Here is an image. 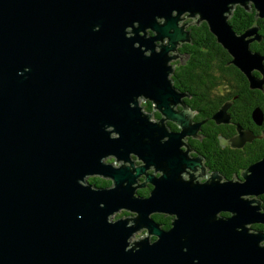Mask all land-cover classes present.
<instances>
[{
    "label": "water",
    "instance_id": "1",
    "mask_svg": "<svg viewBox=\"0 0 264 264\" xmlns=\"http://www.w3.org/2000/svg\"><path fill=\"white\" fill-rule=\"evenodd\" d=\"M237 4L264 18V0H0V264H264V230L251 227L264 225L262 200L250 197L264 194V158L244 180L207 175L185 141L201 123L170 77L177 47L191 42L180 22L198 16L263 88L254 71L264 74V56L251 49L259 27L233 28ZM141 98L165 118L151 120ZM253 138L239 127L229 143ZM142 173L149 197L137 194ZM94 176L113 183L93 186ZM122 209L135 217L111 219ZM161 213L174 217L169 228L153 218ZM142 228L159 238L131 244Z\"/></svg>",
    "mask_w": 264,
    "mask_h": 264
},
{
    "label": "trees",
    "instance_id": "2",
    "mask_svg": "<svg viewBox=\"0 0 264 264\" xmlns=\"http://www.w3.org/2000/svg\"><path fill=\"white\" fill-rule=\"evenodd\" d=\"M231 15L229 22L238 33H243L252 26L259 27L258 34L261 40L251 42V49L264 56V18L258 15L257 9L253 5L246 9L239 4L234 7ZM191 27L193 40L185 43L191 54L186 63L176 68L175 85L185 86L192 94L197 95L195 104L191 105L204 114L197 116V119L210 117L213 125L208 127L218 124L213 115L229 102L227 112L233 117L235 127L233 126L234 129L229 133L224 131V135L231 139L239 133V127L254 134L252 142L248 141L242 147H233L231 144L222 145L221 130H208L209 138L200 144V152L209 157V164L226 178L232 179L235 174L240 175L242 170L264 157V118L261 124L254 118L257 108L261 109L264 115V84L263 88L251 87L249 78L231 62L233 57L218 42L206 21ZM254 74L264 79L261 71L255 70ZM89 182L96 187H105L113 183L99 176L89 178ZM262 198L264 199V195ZM153 218L164 228L171 225L169 218L160 219L157 214H154ZM251 227L264 230L262 224Z\"/></svg>",
    "mask_w": 264,
    "mask_h": 264
},
{
    "label": "flooded vegetation",
    "instance_id": "3",
    "mask_svg": "<svg viewBox=\"0 0 264 264\" xmlns=\"http://www.w3.org/2000/svg\"><path fill=\"white\" fill-rule=\"evenodd\" d=\"M197 18H198V16H196ZM199 20V19H198ZM201 22V21H200ZM200 22H196L197 24H200ZM190 23V22H189ZM186 23L185 25H186V29L187 30H189L190 31V33H191V41L193 40V38H192V32H193V28L191 27V26H193V25H196V23L194 22V23ZM185 43H190V42H184V43H181L178 47H177V50L175 51V56L177 57V58H179L181 61H176L175 59H172L171 61H170V64H172L173 65V72H172V74H170V77H171V79H172V81H173V83H174V85H175V83H176V78H175V75H176V68L179 66V65H181V64H184V63H186V61L189 59V57H190V50H188L187 48H186V44ZM181 85V84H180ZM175 87L178 89V90H180L181 92H183L184 94H185V96L182 98V103L185 105H187V107H189L192 111H194L195 112V115H194V117H193V120L195 121V122H201V125H200V127H199V130H198V132L196 133V135H191V136H189V138H185V141H186V143L190 146V148L192 149V151H191V153L193 154V155H201V156H203V163H204V166L206 167V169H208V170H211L210 172H209V174H211L212 172H214V171H217V172H219L218 170H215L214 168H213V166L212 165H210L209 164V157H207L206 155H204L205 153H203V152H200V144H201V142L202 141H204L206 138H209V135L207 134V131L208 130H210V131H212V130H221L222 131V133H220V137H221V139H222V145L223 146H227V140L229 139V137H226L224 134L225 133H229V132H231V130L232 129H234V128H232L233 126L235 127V122H234V120H233V117H231L230 116V123H221V124H216V125H214V126H210V127H208L209 125H213V124H211V122H210V117H203V118H200V119H197V116H199V115H201V116H204V114H203V112H200L198 109H196L195 107H193L192 105H191V103L192 104H195L194 102H195V99L197 98V95H195V94H192L191 93V90L190 89H188L187 87H185V86H176L175 85ZM142 99H145V104H144V106H143V110H146V112H147V110H149V111H152L153 109L155 110V108H154V104L151 102V101H149L148 99H146V98H142ZM141 99V100H142ZM198 105V104H197ZM196 105V106H197ZM182 107H183V105L182 104H178L177 106H175V109H177V110H180V109H182ZM151 108V109H150ZM198 110V111H197ZM148 111V112H149ZM153 116H155V118H156V120H159L160 119V117L162 116V114L158 111V110H156V111H154V113H153ZM205 126H207V127H205ZM219 126V127H218ZM166 127L168 128V130L169 131H171V132H173V131H175V132H178L179 130H180V128L178 127V125L175 123V122H173V121H168V122H166ZM224 131H225V133H224ZM134 159V161H135V157L133 158ZM138 163V162H137ZM137 163H136V161H135V164H136V166H137ZM243 171V170H242ZM242 173V172H241ZM222 174V173H221ZM223 175V174H222ZM241 175V174H240ZM224 177H225V175H223ZM99 177H101V176H99ZM185 177V176H184ZM143 178H145V177H143L142 176V178L140 179V180H138V184H137V187L139 186V188L137 189V194L138 195H141L142 197H144V196H148V195H146L148 192H150L151 193V190L153 189V185L151 184V183H147V185L146 186H140V184H143L144 183V180H143ZM108 179V178H107ZM208 178H206L205 180H199V181H202V182H204V181H206ZM225 179H228V178H226L225 177ZM233 179H235V178H233ZM108 180H110L111 182H112V180L111 179H108ZM149 193V194H150ZM262 207H263V204H262ZM263 210H264V207H263ZM161 214H163L164 216V218H166V219H171V222L173 221V219H174V217L173 216H171V215H168V214H165V213H161ZM223 215H230L229 213H222ZM168 217H167V216ZM256 225V224H255ZM163 226V225H162ZM252 229H254V228H252ZM255 230V229H254Z\"/></svg>",
    "mask_w": 264,
    "mask_h": 264
},
{
    "label": "rangeland",
    "instance_id": "4",
    "mask_svg": "<svg viewBox=\"0 0 264 264\" xmlns=\"http://www.w3.org/2000/svg\"><path fill=\"white\" fill-rule=\"evenodd\" d=\"M237 5H239V4H237ZM236 6V5H235ZM235 6H233V8H232V10L234 9V7ZM232 10H231V14H232ZM230 14V16H232ZM189 15V13L187 12V13H185V14H183L182 15V19L183 18H185L186 16H188ZM195 18H197V17H187V18H185V19H183L181 22H180V25H185L186 23H189V22H194L195 21ZM198 19V18H197ZM201 22H203V21H201ZM200 22V23H201ZM196 25H199V24H197L196 23ZM175 60L176 61H181L179 58H175ZM180 91V90H179ZM182 93V92H181ZM183 94V93H182ZM182 98L183 97H181V100H182ZM142 99V98H141ZM144 104H145V99H142V100H140V105L143 107L144 106ZM178 104H180V103H178ZM186 105V104H185ZM187 106V105H186ZM144 109V108H143ZM154 110V109H153ZM149 111V110H147V113H149V114H151L152 112L154 113V111H156V110H154V111ZM182 110H184V108H182ZM144 111H146V110H144ZM149 111V112H148ZM198 111V110H197ZM153 113L151 114V120H156V118H155V116H153ZM163 118H165V116L164 115H162L161 117H160V120L161 119H163ZM168 121H170L169 119H166V122H168ZM199 123H201V122H199ZM201 125V124H200ZM178 132H182V130H181V128H180V130L178 131ZM242 135V134H241ZM185 138H189V136L188 135H186V137ZM229 140L230 139H228L227 140V144H230L229 143ZM253 141V140H252ZM251 141V142H252ZM186 149V148H185ZM193 153V152H192ZM191 153V155H193ZM193 156H196V155H193ZM135 157V161H136V163H137V166H140V165H142V164H144V162H143V160H141L137 155H135V154H133V158ZM264 158V157H263ZM103 161H105V162H109V163H112V164H114V165H116V166H119L120 164H121V162H123V161H118V160H116L115 158H113V157H105V158H103ZM135 161H134V159H133V164L136 166V164H135ZM127 164L128 165H130V162H127ZM254 164V163H253ZM251 166V165H250ZM249 166V167H250ZM155 167H150V168H148L147 170H146V173L148 172L149 174H151V175H154V173H156V175L157 176H160L161 174H162V172L161 171H156L155 172V169H154ZM248 168V167H247ZM246 168V169H247ZM246 169H244L242 172H244ZM211 170H206V174L207 175H210L209 174V172H210ZM146 173H142L140 176H139V180L142 178V176L143 177H145V178H143V180H144V182L147 180V176L148 175H146ZM236 176H239V178L241 179V180H244V178L242 177V175H237V174H235V176L233 177V178H235V179H237L236 178ZM232 178V179H233ZM222 180H225V178H223ZM221 182H224V181H221ZM148 183H151V182H148ZM152 184V183H151ZM139 185V184H138ZM153 185V184H152ZM139 188V186L137 187V189ZM151 195V193L148 195V196H144V197H149ZM264 194H262V195H259V196H257L256 197V195H251L250 197H253V198H260L261 200H262V204H264V199L262 198V196H263ZM139 196H141V195H139ZM244 197H247V195H245ZM254 205H256V203H254ZM135 215H136V213H134V212H132V211H130V210H127V209H122V210H118V211H116L115 212V214L114 215H112V217H111V219H114V220H117V219H119V218H124V217H135ZM150 236V238H151V241L153 240H156V239H158L159 237L158 236H156V235H154V234H152V235H150L149 234V232L147 231V229H140L137 233H133V235L131 236V238H130V243L131 244H133V242H136V241H139V240H142V239H145V238H147V237H149Z\"/></svg>",
    "mask_w": 264,
    "mask_h": 264
},
{
    "label": "bare ground",
    "instance_id": "5",
    "mask_svg": "<svg viewBox=\"0 0 264 264\" xmlns=\"http://www.w3.org/2000/svg\"><path fill=\"white\" fill-rule=\"evenodd\" d=\"M118 161H123V160H118ZM121 163H124V161L121 162ZM151 167H155V166H152V165H151ZM248 168H250V167H248ZM248 168H247V169H248ZM241 174H242V173H241ZM147 177H148V176H147ZM224 178H225V177H224ZM225 180H226V179H225ZM147 183H148V182H147ZM139 230H140V229H139ZM139 230H136L135 233H137Z\"/></svg>",
    "mask_w": 264,
    "mask_h": 264
}]
</instances>
